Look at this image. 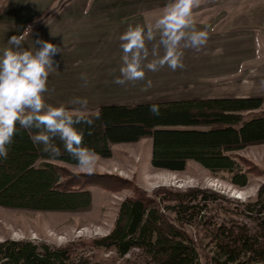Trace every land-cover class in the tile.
Instances as JSON below:
<instances>
[{
    "label": "trees",
    "instance_id": "16d2710c",
    "mask_svg": "<svg viewBox=\"0 0 264 264\" xmlns=\"http://www.w3.org/2000/svg\"><path fill=\"white\" fill-rule=\"evenodd\" d=\"M157 104L160 115L149 107ZM84 144L99 157L111 159L112 146L153 141L155 170L183 173L189 162L238 189L250 185L252 167L240 153L264 145V98L183 99L98 110ZM63 152V145L56 141ZM77 167L67 153L49 158L19 129L0 159V207L35 212L81 213L92 208L94 181L73 174ZM219 214L224 216L218 222ZM195 228L211 240L207 264H264V184L256 198L233 203L201 188L161 189L124 200L110 233L85 245L52 246L31 240L0 242V264H91L83 246L114 253L120 259L139 253L148 264H202L199 249L187 231Z\"/></svg>",
    "mask_w": 264,
    "mask_h": 264
},
{
    "label": "rangeland",
    "instance_id": "374dc122",
    "mask_svg": "<svg viewBox=\"0 0 264 264\" xmlns=\"http://www.w3.org/2000/svg\"><path fill=\"white\" fill-rule=\"evenodd\" d=\"M73 1L88 3L94 0H51L60 8ZM130 1L141 3L142 7L129 12L148 21H154L170 2ZM54 11L47 9L41 17L46 19ZM193 18L198 30L208 31L207 44L199 50L182 48L183 69L172 71L164 66L156 71L154 76L158 81L152 82L146 91L145 83L140 90V95H146L145 101L264 98V0H201L200 6L193 10ZM87 110L97 113L99 109L88 106ZM112 151L111 159L98 156L91 173L66 166L71 173L96 182L89 188L93 197L90 210L81 213L35 212L0 207V242L13 239L57 247L73 243L88 245L94 239L107 236L121 203L139 194L153 197L161 189L201 188L217 192L233 203H245L254 200L264 184V145L250 146L240 153L250 161L254 171L250 185L245 189L211 177L195 162H189L183 173L155 170L151 164L153 141L150 138L135 144L113 145ZM219 215L218 222H221L225 217ZM187 231L199 249L201 263L207 264L212 257L211 240L195 228H187ZM80 252L91 264H148L138 252L125 259L89 246H83Z\"/></svg>",
    "mask_w": 264,
    "mask_h": 264
},
{
    "label": "clouds",
    "instance_id": "9594fccd",
    "mask_svg": "<svg viewBox=\"0 0 264 264\" xmlns=\"http://www.w3.org/2000/svg\"><path fill=\"white\" fill-rule=\"evenodd\" d=\"M200 4L201 0H170L154 22L129 25L119 36L121 66L114 82L126 85L141 81L146 70L156 72L164 66L172 71L183 69L182 48L199 50L209 39L207 30H198L195 26L193 10ZM30 33L31 26L22 34L11 36L8 39L11 47L0 54V159H7L19 126L29 132L32 143L39 145L40 151L49 158L67 153L81 171L91 173L98 155L84 144V131L77 125H87L91 135L100 113L87 110V98L70 100L71 109L46 102L49 75L59 67L53 57L62 54V48L37 39L35 49H27L24 41ZM79 78L86 86V74L82 73ZM151 85L149 80L144 90ZM149 111L153 116L160 115L157 104H151ZM57 140L63 145V152Z\"/></svg>",
    "mask_w": 264,
    "mask_h": 264
},
{
    "label": "crops",
    "instance_id": "0c3cea01",
    "mask_svg": "<svg viewBox=\"0 0 264 264\" xmlns=\"http://www.w3.org/2000/svg\"><path fill=\"white\" fill-rule=\"evenodd\" d=\"M51 3V0H0V54L11 47L8 44L11 36L22 34L29 26L31 33L25 37V48L34 50L37 39L62 48V54L53 57L59 67L49 75L46 102L70 109L73 106L68 102L76 97L87 98L88 106L96 109L148 103L140 90L149 80L158 81L155 72L146 70L144 80L126 85L114 82L120 75L121 66L119 36L129 25L154 22L129 12L140 9L141 3L130 0L73 1L61 8L55 6L58 3ZM47 9L56 11L44 19L41 16ZM82 73L87 76L86 86L79 78ZM140 97L143 101L138 99ZM130 98L136 101L131 102Z\"/></svg>",
    "mask_w": 264,
    "mask_h": 264
}]
</instances>
